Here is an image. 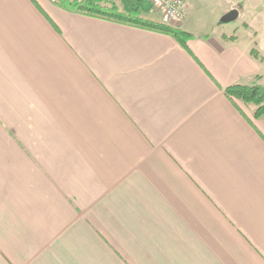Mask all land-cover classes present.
<instances>
[{"label": "crops", "instance_id": "crops-1", "mask_svg": "<svg viewBox=\"0 0 264 264\" xmlns=\"http://www.w3.org/2000/svg\"><path fill=\"white\" fill-rule=\"evenodd\" d=\"M225 7L184 46L0 0V264H264V118L224 92L264 43Z\"/></svg>", "mask_w": 264, "mask_h": 264}, {"label": "trees", "instance_id": "trees-1", "mask_svg": "<svg viewBox=\"0 0 264 264\" xmlns=\"http://www.w3.org/2000/svg\"><path fill=\"white\" fill-rule=\"evenodd\" d=\"M59 5L75 13L162 33L184 46L186 40L191 37L182 30L173 29L153 19L152 6L147 0H61ZM224 92L235 105L254 106L255 119L264 118V84H237L226 88Z\"/></svg>", "mask_w": 264, "mask_h": 264}, {"label": "rangeland", "instance_id": "rangeland-1", "mask_svg": "<svg viewBox=\"0 0 264 264\" xmlns=\"http://www.w3.org/2000/svg\"><path fill=\"white\" fill-rule=\"evenodd\" d=\"M41 0H38L40 2ZM187 9L189 19L194 25L198 26V34H207L214 30L223 31L225 25H231L230 28L239 25V22L233 21L229 24H219L215 22L217 13L223 7L228 9L239 8L242 12V24L250 28L251 33L243 41L250 42V38L258 37L256 39L260 43H264V0H191ZM217 25V26H216ZM229 28V27H228ZM243 32V31H242ZM255 43V42H254ZM250 47L254 46L250 44Z\"/></svg>", "mask_w": 264, "mask_h": 264}, {"label": "built area", "instance_id": "built-area-1", "mask_svg": "<svg viewBox=\"0 0 264 264\" xmlns=\"http://www.w3.org/2000/svg\"><path fill=\"white\" fill-rule=\"evenodd\" d=\"M52 3H59L61 0H50ZM74 2L79 0H65ZM152 6L153 12L160 17L161 23L173 29L180 30L186 19L185 0H147Z\"/></svg>", "mask_w": 264, "mask_h": 264}, {"label": "water", "instance_id": "water-1", "mask_svg": "<svg viewBox=\"0 0 264 264\" xmlns=\"http://www.w3.org/2000/svg\"><path fill=\"white\" fill-rule=\"evenodd\" d=\"M239 16V13L237 10H231L227 15H225L222 19V22L225 24L231 23L235 21Z\"/></svg>", "mask_w": 264, "mask_h": 264}]
</instances>
